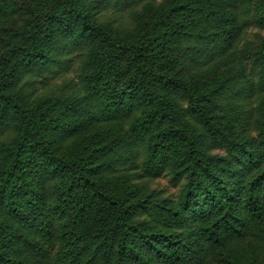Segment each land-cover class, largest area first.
Here are the masks:
<instances>
[{"label":"trees","instance_id":"obj_1","mask_svg":"<svg viewBox=\"0 0 264 264\" xmlns=\"http://www.w3.org/2000/svg\"><path fill=\"white\" fill-rule=\"evenodd\" d=\"M110 1L116 10L123 12L137 0H54L45 12L38 11L33 16L22 44L12 45L0 57V134L9 132L11 124L13 134L16 133L11 161L3 167L5 183L0 186L3 191L0 192V264H209V253L219 248L221 252L234 253L244 243L251 252L250 264H263L259 251L264 248V135L235 143L228 138L238 132L246 118L233 119V125L225 131L226 137L218 130L201 133L189 120L199 112L180 110L172 104L176 116H164L171 119L165 130L155 135L145 128L141 134V126L137 125L129 138L117 140L94 154L89 167L85 159L61 156L53 146L58 138L63 140L82 133L90 125L137 116L141 113V99L135 98H141V94L156 101L157 96L149 87V77L155 68L154 55L164 57L169 52L172 57L174 45L182 37L192 42L183 60L189 61L191 67L233 53L248 27L243 18L248 14L247 4L251 0H164L162 4L170 1L172 5L164 6L160 23L173 22L164 33L141 44V54L130 68L134 67L140 78L142 73V82L113 86L94 71L85 79L88 96L77 101L73 113H68L65 120L52 119L24 105L25 98L17 88L26 74L41 76L60 68L65 57L79 49L86 48L81 58L93 55L98 43L107 36V28L102 29L97 18ZM157 3L147 0L142 13L164 9L161 2ZM181 10L191 20L184 23L186 32L179 29L183 27L179 20L174 21ZM130 48L127 45L126 49ZM256 55L251 72L237 70L227 75L206 95L210 106H216L213 103L216 99L223 101L230 97L242 106L244 99L252 100L264 91V46ZM162 79L170 85L175 82L168 76ZM101 82L103 92L94 88ZM120 86L128 96L126 102L116 97ZM185 90L183 94L192 100L193 89L185 87ZM164 100L162 96L160 101ZM95 109L97 112H93ZM155 114L147 117L148 123ZM226 146L232 151V159L226 162L221 157L206 155ZM27 154H35L33 167L25 163ZM42 158L51 167L49 170L43 166ZM185 164L195 170L180 199L158 200L157 193L150 192L141 200V181L147 177L157 179L169 174L172 188L182 187L188 171ZM117 168L133 173V177L121 183L123 187L118 195L110 192L107 177ZM52 169L51 174L62 175L63 185L78 190L73 199L77 202L67 206L75 211L74 217L63 225L64 237L58 250V239L46 209L45 184L53 177L48 172ZM132 178L140 183L131 182ZM134 195H139L135 201ZM141 209L153 217L157 230L148 232V226L135 224L132 217L139 216ZM131 232L134 236L130 240ZM135 237L141 245L146 244L149 257L134 248L131 241ZM253 241L263 246L258 248Z\"/></svg>","mask_w":264,"mask_h":264},{"label":"rangeland","instance_id":"obj_2","mask_svg":"<svg viewBox=\"0 0 264 264\" xmlns=\"http://www.w3.org/2000/svg\"><path fill=\"white\" fill-rule=\"evenodd\" d=\"M54 0H0V57L14 44H22L24 41L23 36H26V31L32 20L33 16L38 12H45L48 4ZM164 0H157V4H162ZM186 2V1H185ZM147 0H137L132 8L126 11L116 10L114 8V2L110 1L101 9L97 18V23L100 24L102 29L107 28V36L102 38L98 43L94 53L90 58L80 57L82 50L79 49L73 51L70 55L65 57V64L58 68L51 70L45 75L26 74L18 86L17 90L20 92L24 99V105L28 109H35L36 112L48 115L52 119L60 118L65 120V116L73 113V106L77 101L87 97L88 90L85 88V82L89 75L93 74L104 78L112 83L113 86L117 84H139L142 82L138 75V71L132 67V63L141 54L142 43L151 40L155 35L164 33L166 26H170L171 23L163 25L162 14L166 7L172 5L170 1H166L162 6L164 9L159 11H150L149 13H142L144 11ZM181 3V2H180ZM248 14L243 18L244 22L248 24L244 33L241 34L239 41L236 43V48L233 53L226 58L204 63L203 65L189 66V61L185 62L184 56L186 49L192 45V42L187 41L186 37H182L178 43L174 45L173 56L167 52L164 57L158 54L154 55L155 66L153 75L149 77L151 80L149 83L150 90L157 96L156 101L149 100V97L138 96L136 101L141 99V113L137 116L125 121H113L100 123L98 125H90L84 132L76 133L72 137L66 139L58 138L54 143L56 151L61 156L74 157L78 156L85 159V164L89 167L90 158L105 148L110 147L117 140H125L129 138L137 129L135 127L141 126V134L144 133L142 129L147 128L152 134H157L158 131L165 130L171 123L170 117L164 118L170 114L176 116V113L172 109L174 104L177 109H189L199 112V115L193 114L195 117H189L192 125L198 126L201 133H207L213 131L227 136V126L233 125V119L246 118L244 125L238 127L236 134H231L229 138L230 142H241L256 140L264 135V91L259 92L252 100L246 99L242 102V106L238 101H233L234 97L224 98L223 101L216 99L213 101L216 106L213 108L206 101L207 94L215 90L227 77V75L238 72L237 70H246L251 72L254 60L256 61V54L264 46V0H251V3L247 4ZM184 10H181L174 18L179 20L181 26L179 29L186 32L185 24H188L191 20L187 19ZM190 20V21H189ZM158 23L157 26H154ZM185 23V24H184ZM28 36V35H27ZM127 45L131 46L130 49H126ZM175 58V59H174ZM174 59V60H173ZM88 60V61H87ZM169 61L172 64H169ZM88 62V63H87ZM154 62V61H153ZM89 64V65H88ZM91 65V66H90ZM90 66V67H89ZM96 67V68H95ZM256 72V71H254ZM168 76L174 78L175 82H165L162 77ZM86 79V80H85ZM141 80V81H140ZM259 81L260 79L257 78ZM102 81V82H103ZM106 81V82H107ZM257 81V82H258ZM98 84L94 88L100 92H103V86ZM185 87H190L195 93V97L192 100L188 95L185 96ZM121 91L116 92L118 101L126 102L128 96ZM201 95V96H200ZM164 97L162 103L161 97ZM200 96V98L198 97ZM210 96V95H209ZM206 97V98H205ZM94 99V97H92ZM160 101V102H159ZM206 102L207 104H205ZM165 103V104H164ZM228 104V105H227ZM202 110V111H200ZM93 112H97L95 109ZM156 112V114H155ZM174 112V113H173ZM194 112V111H193ZM155 114L153 120L148 123L147 117ZM157 116V117H156ZM251 116V118H250ZM200 118V120H198ZM250 118V119H249ZM139 119V120H138ZM138 120V121H137ZM199 122H202L199 125ZM140 123V125H139ZM155 130V132H154ZM208 131V132H207ZM16 134V133H14ZM13 126L11 124L9 132L0 134V186L5 183L3 179V170L6 162L11 161V152L14 150V142L16 138L13 136ZM239 135V136H237ZM19 145V141H18ZM230 148L219 147L211 150L206 155L210 157H221L224 161L232 159ZM30 154V153H29ZM27 154L24 159L26 165L33 167L36 163L34 155ZM141 154L143 151L141 149ZM237 157V155H236ZM34 158V159H33ZM41 162L48 170V162L42 158ZM188 168L186 180L183 182L182 187L172 188V178L163 176L161 178L153 179L148 178L141 181V200L145 198L150 192L157 193V199H180L183 194L184 185L187 183L188 178L191 177L195 169L188 164L184 165ZM46 169V170H47ZM117 168L113 173L107 177L110 180V192L120 194V190L123 187L121 183L129 180L133 173ZM49 174L54 170L48 171ZM53 175V174H51ZM35 179V178H34ZM145 180L148 181L144 183ZM37 184V180H33ZM133 183H140L138 180H131ZM72 183V181H71ZM62 184V175L54 173L51 180H48L45 184V193L48 200L47 211L50 223L53 227L54 234L57 237L56 248L57 250L62 246V238L64 237L63 225L73 220L74 212L70 209L74 196L77 195L78 190L70 189L71 186H65ZM122 186V187H121ZM0 192L3 191L0 189ZM77 192V193H76ZM0 193V196H1ZM159 197V198H158ZM139 195H134L133 201L137 200ZM155 198V200H156ZM67 206H70L67 208ZM42 219V218H41ZM136 225L148 226V232L158 229V225L153 220V217L147 216L145 211L141 209L139 216L132 217ZM7 220V218H6ZM151 221V223H150ZM155 225V226H154ZM151 226H154L151 228ZM139 228V226H138ZM183 232H181L182 235ZM130 240L134 234L129 233ZM137 236V235H136ZM117 242V241H116ZM134 248L144 256H150L146 244H142L137 241V237L133 241ZM139 242L138 244H136ZM255 245L259 248L261 244ZM263 246V245H261ZM264 247V246H263ZM264 248H260L259 260L264 264ZM251 252L249 247L244 243L240 245L233 252H221L220 248L214 250L208 254L209 264H239L241 261L244 264H250ZM4 264V263H3Z\"/></svg>","mask_w":264,"mask_h":264}]
</instances>
